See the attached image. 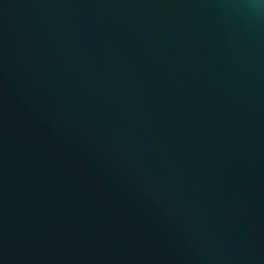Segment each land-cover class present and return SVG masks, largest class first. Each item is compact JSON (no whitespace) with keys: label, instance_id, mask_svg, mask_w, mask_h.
<instances>
[{"label":"water","instance_id":"1","mask_svg":"<svg viewBox=\"0 0 264 264\" xmlns=\"http://www.w3.org/2000/svg\"><path fill=\"white\" fill-rule=\"evenodd\" d=\"M0 264H264V0H0Z\"/></svg>","mask_w":264,"mask_h":264}]
</instances>
